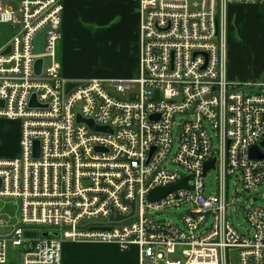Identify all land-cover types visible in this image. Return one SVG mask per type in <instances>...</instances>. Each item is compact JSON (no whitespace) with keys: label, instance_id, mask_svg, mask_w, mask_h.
Returning <instances> with one entry per match:
<instances>
[{"label":"built area","instance_id":"built-area-1","mask_svg":"<svg viewBox=\"0 0 264 264\" xmlns=\"http://www.w3.org/2000/svg\"><path fill=\"white\" fill-rule=\"evenodd\" d=\"M233 3L264 0H139L138 75L77 81L64 78L57 58L61 0L0 9V24L20 26L0 45V118L22 124L20 155L0 159V200L20 204L18 219L0 217V229H9L0 233L1 264L9 244L21 249V264H62L67 240L114 243L123 251L136 246L142 263L230 264L236 248L237 264H264L257 197L247 210V234L231 220L230 179L244 192L264 183V159L250 154L254 146L264 152V82L228 77ZM69 82L78 85L67 91ZM186 177L187 188L150 200L151 191ZM175 207H186L180 222L160 217ZM114 213L123 219L112 220Z\"/></svg>","mask_w":264,"mask_h":264},{"label":"crops","instance_id":"crops-1","mask_svg":"<svg viewBox=\"0 0 264 264\" xmlns=\"http://www.w3.org/2000/svg\"><path fill=\"white\" fill-rule=\"evenodd\" d=\"M21 0H0V9L17 8ZM64 4L59 61L62 75L77 81L98 76L82 77L76 71L79 47L114 43L123 55V71L114 77L131 79L139 71V0H61ZM228 77L237 82H264V5L229 4ZM8 25L0 24V40L11 35ZM9 38V37H8ZM7 38V39H8ZM122 42V49L117 43ZM120 49V50H119ZM105 79V78H104ZM22 124L0 118V159L20 155ZM9 254V252H8ZM1 264V263H0ZM6 264H17L9 260ZM62 264H151L140 260L133 246L121 250L117 244L91 241L63 243Z\"/></svg>","mask_w":264,"mask_h":264},{"label":"rangeland","instance_id":"rangeland-1","mask_svg":"<svg viewBox=\"0 0 264 264\" xmlns=\"http://www.w3.org/2000/svg\"><path fill=\"white\" fill-rule=\"evenodd\" d=\"M10 27V32L19 31L20 26L15 25L8 26ZM10 35L6 36V39L0 40V45L4 43ZM107 45H92V46H81L78 49L79 56L77 58V63L74 65L76 67V71L81 74L82 77L88 76H98L102 77L104 80L117 79L114 77H118V75L123 71L122 63H123V55L116 50L119 48L114 43H110ZM120 45V49H122V42L117 43ZM119 49V50H120ZM59 59V51L58 57ZM104 86L112 93H118L108 82L104 83ZM136 89L139 86H135ZM134 89V90H136ZM217 171L211 172L205 182L208 190L211 189V183L215 184ZM212 183V184H213ZM257 197L255 204L258 206L264 207V183L261 184L256 190L251 192H244L243 184L238 181L235 176L232 177L229 181V202H230V211L232 213L231 220L233 222L234 227L238 229L240 233H248L247 229H250L251 226L247 221V210L249 205L252 203L253 198ZM186 210V207L180 208H169L165 212L160 214V217L166 218L173 222H180V217ZM4 216H12L13 220H16L20 216V204H15L14 201L3 202L0 200V217ZM98 219H94L93 223L98 222ZM9 252V260H13L16 263L21 264L22 251L19 247H14L12 244L8 246ZM237 256L238 249L233 248L229 250V262L230 264H237ZM180 259V258H179Z\"/></svg>","mask_w":264,"mask_h":264},{"label":"water","instance_id":"water-1","mask_svg":"<svg viewBox=\"0 0 264 264\" xmlns=\"http://www.w3.org/2000/svg\"><path fill=\"white\" fill-rule=\"evenodd\" d=\"M43 37H44V32L41 33L37 37V40H36V45H37L36 50H37V52H41V50H42ZM9 50H10V47H8L4 51V53L9 52ZM42 62H43L42 59H38L37 60V63H36V72L37 73L41 72ZM76 85H78L77 82H69V83H67V91H69L71 88L75 87ZM157 97H158V92L156 93L155 99H157ZM31 103H32V105H36L35 96H33V99H32ZM1 104L3 105L2 101H1ZM79 120L88 123L94 129H97V130H108V128L96 126L94 124L93 120H85V119H83L81 117H79ZM35 144H36V156H38L39 155V142L36 141ZM261 145L264 147V140L262 141ZM250 154H251V157H253V158L264 159V152L261 151L258 146L252 147L251 150H250ZM214 164H215V159H213L212 161L207 162L206 165H205L204 173L206 174L209 169L213 168ZM188 180H189V177H186L182 181L178 182L175 185H172V186H169V187H161V188H157V189L151 191L150 192V200L158 201L162 197L166 196L170 191H173V190H176V189H181V188H187L188 187ZM132 214H134V211H133ZM111 219L112 220H119V219H123V218L118 216V215H116L114 213L112 215ZM6 232H9V229H4V228L0 229V233H6ZM38 234L39 233L37 231H26L25 232V235L28 236V237H37ZM50 235H53V236H56V237L59 236V234L57 232H54V233L43 232L42 233V236H44V237H48Z\"/></svg>","mask_w":264,"mask_h":264},{"label":"trees","instance_id":"trees-1","mask_svg":"<svg viewBox=\"0 0 264 264\" xmlns=\"http://www.w3.org/2000/svg\"><path fill=\"white\" fill-rule=\"evenodd\" d=\"M17 264H19V263H17Z\"/></svg>","mask_w":264,"mask_h":264}]
</instances>
